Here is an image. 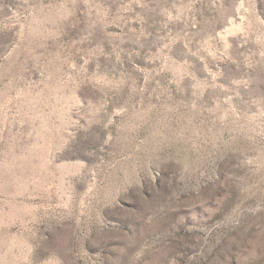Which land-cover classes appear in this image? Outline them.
<instances>
[{
	"label": "rangeland",
	"instance_id": "rangeland-1",
	"mask_svg": "<svg viewBox=\"0 0 264 264\" xmlns=\"http://www.w3.org/2000/svg\"><path fill=\"white\" fill-rule=\"evenodd\" d=\"M0 264H264V0H0Z\"/></svg>",
	"mask_w": 264,
	"mask_h": 264
}]
</instances>
